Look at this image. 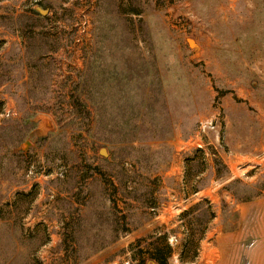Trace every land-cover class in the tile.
<instances>
[{
  "label": "rangeland",
  "instance_id": "374dc122",
  "mask_svg": "<svg viewBox=\"0 0 264 264\" xmlns=\"http://www.w3.org/2000/svg\"><path fill=\"white\" fill-rule=\"evenodd\" d=\"M156 248L264 264V0H0V264Z\"/></svg>",
  "mask_w": 264,
  "mask_h": 264
},
{
  "label": "trees",
  "instance_id": "16d2710c",
  "mask_svg": "<svg viewBox=\"0 0 264 264\" xmlns=\"http://www.w3.org/2000/svg\"><path fill=\"white\" fill-rule=\"evenodd\" d=\"M202 151V149H197ZM154 259L158 264H167V256L161 251V248H156V253H154Z\"/></svg>",
  "mask_w": 264,
  "mask_h": 264
},
{
  "label": "built area",
  "instance_id": "2783aa9c",
  "mask_svg": "<svg viewBox=\"0 0 264 264\" xmlns=\"http://www.w3.org/2000/svg\"><path fill=\"white\" fill-rule=\"evenodd\" d=\"M214 126V122H213V119H209V120H201L200 121V128H201V130L203 131V132H205V130L207 129V128H209V127H213ZM200 145V148H202L201 146V144H199Z\"/></svg>",
  "mask_w": 264,
  "mask_h": 264
},
{
  "label": "water",
  "instance_id": "95a60500",
  "mask_svg": "<svg viewBox=\"0 0 264 264\" xmlns=\"http://www.w3.org/2000/svg\"><path fill=\"white\" fill-rule=\"evenodd\" d=\"M189 43H190V45H192V41H190ZM100 152H101V154H106V149L102 148Z\"/></svg>",
  "mask_w": 264,
  "mask_h": 264
}]
</instances>
